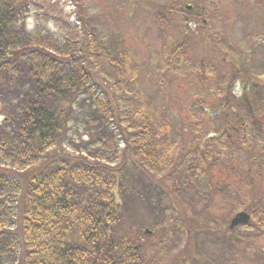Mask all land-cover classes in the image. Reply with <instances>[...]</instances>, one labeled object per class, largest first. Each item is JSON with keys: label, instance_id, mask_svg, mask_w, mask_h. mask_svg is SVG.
I'll list each match as a JSON object with an SVG mask.
<instances>
[{"label": "trees", "instance_id": "1", "mask_svg": "<svg viewBox=\"0 0 264 264\" xmlns=\"http://www.w3.org/2000/svg\"><path fill=\"white\" fill-rule=\"evenodd\" d=\"M35 1L0 0V264H234L226 260L240 250L234 244L246 253L227 229L235 211L250 214L249 227L264 236V76L230 58L226 37L210 40L208 67L187 69L197 62L190 27L200 17L186 12L176 24L184 0H134L146 8L134 11L138 21L152 24L146 35L155 26L167 53L166 81L189 74L201 86L181 129L162 114L156 126L140 105L122 110L113 93L134 85L122 80L131 40L120 43L114 32L108 43L98 39L78 0L74 21L40 13ZM241 2L264 24V0H241L235 10ZM167 35L177 41L167 45ZM170 93L161 94L165 102ZM220 200L229 203L223 220L213 213Z\"/></svg>", "mask_w": 264, "mask_h": 264}, {"label": "rangeland", "instance_id": "2", "mask_svg": "<svg viewBox=\"0 0 264 264\" xmlns=\"http://www.w3.org/2000/svg\"><path fill=\"white\" fill-rule=\"evenodd\" d=\"M111 1L112 0H78V2L83 5L85 13L88 16H94L98 13L102 14L107 11L106 14L102 16V18L107 19V25H110L113 28L115 37L120 43H123L125 40H131L133 45L138 44L142 48L147 47L146 50L141 51L133 47L130 42L128 43V46L132 49L128 58L124 59V70L128 73L123 76L122 80L127 81V78H130V81H133L134 85L130 87V91L128 93L122 91L121 86H113L114 96L117 97L118 103L120 106H122V110H126L132 101L135 100L133 92L138 94L141 98H143L144 94H150L149 99L154 100L152 103L154 113L149 112L148 114L154 116L153 118H157L158 115L162 114V117L163 115L166 117L167 123L169 125L181 129L182 121L185 120V111H183V109L190 105H186V103L193 102L194 98H192V93H199L200 85H193V83H190L189 85L184 84L185 81H183V79L188 81L189 77H184L183 74L181 78L178 77L174 83H168L163 76L165 61L162 57V55H166L167 53L159 52V41L157 40V34H155L156 27H153L154 29H152V31L146 35V24L138 23L136 26L138 37L147 36L148 38H137L134 26L136 21H138L139 16H137L134 12V0H113L114 4L116 1L119 3V5L128 3L129 7L127 10H125L123 7H116L113 10H109L108 4ZM148 1L156 5L164 6L175 2L176 0ZM196 1L200 2L197 9L204 12L203 16L207 18L206 20L208 22L206 26L209 28L208 30L200 29L199 34L203 38L206 35V31L211 33L212 36L217 39L226 36L228 41L231 43L230 48H228V55L230 58H232L235 62L244 65L253 73L262 76L264 74V24H257L256 19L254 18V16L260 14L259 10L255 8L252 3H249L247 7L243 2H241L242 6H245L243 9L245 14H241L242 18L244 19L234 20L228 24L227 22L218 21L215 15L217 17L220 14L224 16V12H226L228 9L232 10L233 8V10H235L236 8L240 7L239 3L241 0ZM35 2L40 7H42L43 13H47L52 16L64 17L73 10L71 6L66 7L68 3H71L73 6V2L71 0H36ZM56 2H59V6L55 5ZM191 3L192 0H188V4ZM131 4H133V6H130ZM139 8L142 11L146 9L142 5H140ZM215 11L220 12V14H215ZM236 14H238V12ZM249 14L252 16L249 17ZM229 15L230 16L228 17L233 16L231 13H229ZM29 25L31 24L29 23ZM97 31L99 32V30ZM260 35L263 37H260ZM111 36L114 38L113 35ZM102 37L104 42L111 41L110 34L105 27H102ZM136 40L138 42H136ZM165 41L167 45H169L174 43L176 38L174 36L167 35L165 36ZM198 41H201V39L199 38ZM212 49L213 47L211 50ZM103 71L104 73L98 68L99 76L101 78L109 79V70L108 73L106 69ZM129 72H132V75H130ZM176 82H178V86L175 87ZM149 84L151 85L150 87L145 86ZM159 85L161 86L159 87ZM168 92H176L177 95L170 93L169 95L172 97V99H169V101L165 102L162 99L161 94ZM166 99L168 98L166 97ZM208 101L214 102V97L210 96ZM143 104L145 106V112H147L149 100L143 101ZM162 109H164L163 113H161ZM260 149L262 150L261 152L264 153L263 145L260 147ZM126 165L129 167L128 162ZM257 189L259 192L263 190L262 194L264 195V177L258 179ZM242 198V203L246 205L249 200L248 194L245 192ZM222 202L224 201L220 200L218 205H216L213 209V213L219 216L218 220H223V214L225 213V209L229 204ZM241 232L251 233L254 235L252 238L250 237V239H248V243L249 245L251 244L258 254H254V250L250 247L244 248L246 249L245 253L244 250H241L243 248L242 246L234 244L232 249H235L237 246H239L240 250L238 248L235 249L236 251L233 254L234 256L229 258L228 255L229 259L227 258L226 260L233 258L235 259L234 264H264V236L258 235L259 233L255 232L254 227L244 228L241 230ZM243 233L241 234L244 235ZM198 241L202 243L206 256L211 258L213 247L211 248V246L208 244V238L202 235L199 237ZM242 245H245V241L242 242Z\"/></svg>", "mask_w": 264, "mask_h": 264}, {"label": "water", "instance_id": "3", "mask_svg": "<svg viewBox=\"0 0 264 264\" xmlns=\"http://www.w3.org/2000/svg\"><path fill=\"white\" fill-rule=\"evenodd\" d=\"M249 221V216L245 213L238 214L232 221L230 228L242 223H246Z\"/></svg>", "mask_w": 264, "mask_h": 264}]
</instances>
